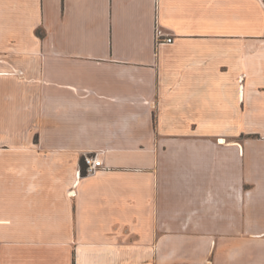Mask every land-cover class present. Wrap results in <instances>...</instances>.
I'll return each instance as SVG.
<instances>
[{
    "label": "crops",
    "instance_id": "1",
    "mask_svg": "<svg viewBox=\"0 0 264 264\" xmlns=\"http://www.w3.org/2000/svg\"><path fill=\"white\" fill-rule=\"evenodd\" d=\"M0 264H264V0H0Z\"/></svg>",
    "mask_w": 264,
    "mask_h": 264
},
{
    "label": "built area",
    "instance_id": "2",
    "mask_svg": "<svg viewBox=\"0 0 264 264\" xmlns=\"http://www.w3.org/2000/svg\"><path fill=\"white\" fill-rule=\"evenodd\" d=\"M156 40L158 44L162 43H171L173 42V36L164 32V30L160 27L156 28ZM83 161L86 165L87 172H93L99 168H104L103 158L99 155L98 152H91L85 154Z\"/></svg>",
    "mask_w": 264,
    "mask_h": 264
},
{
    "label": "trees",
    "instance_id": "3",
    "mask_svg": "<svg viewBox=\"0 0 264 264\" xmlns=\"http://www.w3.org/2000/svg\"><path fill=\"white\" fill-rule=\"evenodd\" d=\"M82 173H83V174H86V173H87V170H86L85 167H83V169H82Z\"/></svg>",
    "mask_w": 264,
    "mask_h": 264
}]
</instances>
